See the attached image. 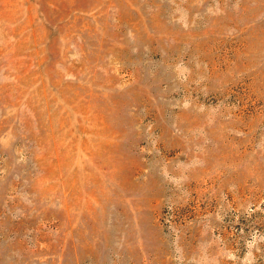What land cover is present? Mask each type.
<instances>
[{
    "label": "rangeland",
    "instance_id": "1",
    "mask_svg": "<svg viewBox=\"0 0 264 264\" xmlns=\"http://www.w3.org/2000/svg\"><path fill=\"white\" fill-rule=\"evenodd\" d=\"M0 264H264V0H0Z\"/></svg>",
    "mask_w": 264,
    "mask_h": 264
}]
</instances>
